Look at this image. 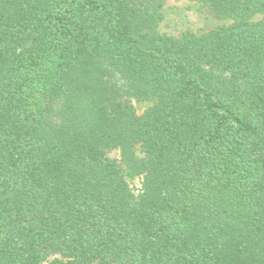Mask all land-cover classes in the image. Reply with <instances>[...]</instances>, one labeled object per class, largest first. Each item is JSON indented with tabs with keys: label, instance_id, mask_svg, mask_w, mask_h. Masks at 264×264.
I'll list each match as a JSON object with an SVG mask.
<instances>
[{
	"label": "trees",
	"instance_id": "trees-1",
	"mask_svg": "<svg viewBox=\"0 0 264 264\" xmlns=\"http://www.w3.org/2000/svg\"><path fill=\"white\" fill-rule=\"evenodd\" d=\"M166 1L0 0V264H264V0Z\"/></svg>",
	"mask_w": 264,
	"mask_h": 264
},
{
	"label": "rangeland",
	"instance_id": "rangeland-1",
	"mask_svg": "<svg viewBox=\"0 0 264 264\" xmlns=\"http://www.w3.org/2000/svg\"><path fill=\"white\" fill-rule=\"evenodd\" d=\"M231 20H216L207 9L191 0H167L164 7V20L160 24L159 31L168 35L179 36L183 32L192 31L197 34H204L216 27L228 25ZM138 114L150 106V102L133 101ZM107 157L111 160H119V150L108 152ZM131 187L136 190L140 188L138 178H127Z\"/></svg>",
	"mask_w": 264,
	"mask_h": 264
}]
</instances>
